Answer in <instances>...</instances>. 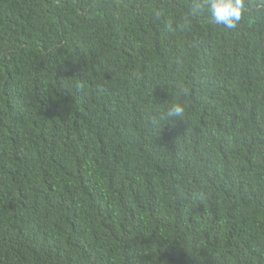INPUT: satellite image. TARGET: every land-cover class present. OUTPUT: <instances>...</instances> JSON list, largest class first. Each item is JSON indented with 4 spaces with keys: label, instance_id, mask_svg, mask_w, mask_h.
<instances>
[{
    "label": "trees",
    "instance_id": "1",
    "mask_svg": "<svg viewBox=\"0 0 264 264\" xmlns=\"http://www.w3.org/2000/svg\"><path fill=\"white\" fill-rule=\"evenodd\" d=\"M201 2L0 0V264H264V0Z\"/></svg>",
    "mask_w": 264,
    "mask_h": 264
},
{
    "label": "clouds",
    "instance_id": "2",
    "mask_svg": "<svg viewBox=\"0 0 264 264\" xmlns=\"http://www.w3.org/2000/svg\"><path fill=\"white\" fill-rule=\"evenodd\" d=\"M244 10V0H202L195 11H206L214 23L226 28H234L239 22ZM184 112L183 107L177 103L169 106L168 117H179Z\"/></svg>",
    "mask_w": 264,
    "mask_h": 264
}]
</instances>
